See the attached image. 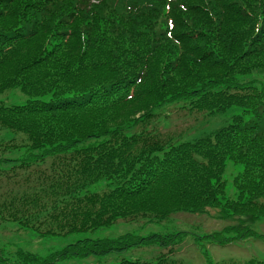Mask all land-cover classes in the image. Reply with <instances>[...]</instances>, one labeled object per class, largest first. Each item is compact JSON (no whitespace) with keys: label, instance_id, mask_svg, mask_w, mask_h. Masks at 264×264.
<instances>
[{"label":"trees","instance_id":"16d2710c","mask_svg":"<svg viewBox=\"0 0 264 264\" xmlns=\"http://www.w3.org/2000/svg\"><path fill=\"white\" fill-rule=\"evenodd\" d=\"M165 3L0 0V94L25 97L0 105V178L22 171L28 185L0 203V218L47 220L40 234L60 238L207 210L236 224L208 235L78 239L45 257L0 246V264H63L139 247L158 257L115 264H177L188 237L213 264L208 244L264 241L253 228L264 220V0ZM179 104L225 124L164 141L162 114ZM17 134L26 142L15 143Z\"/></svg>","mask_w":264,"mask_h":264},{"label":"rangeland","instance_id":"374dc122","mask_svg":"<svg viewBox=\"0 0 264 264\" xmlns=\"http://www.w3.org/2000/svg\"><path fill=\"white\" fill-rule=\"evenodd\" d=\"M251 1L256 2L258 0H248L250 3ZM24 101L25 97L18 91H5L0 94V105L3 106H10L13 104L19 105ZM162 116L165 117L167 123L166 129L161 128L163 129L161 131V136L164 141L169 138L173 140L182 137L185 138L193 131L196 133L201 129L216 128L225 121L223 116L211 118L204 113L198 114L196 112H190L187 106L183 104L167 108ZM25 142L26 139L21 137V134H17L15 143L22 144ZM16 174H18V176L11 179L0 178V203L3 202L8 195H21L22 191L28 186L23 184L26 174L22 173V171H18ZM16 182H18V184H15ZM217 212V210H207L203 215H174L170 220L158 224L146 221L147 216L137 217L133 220H119L109 228L70 236L66 240H53L48 237H42L40 233L46 230L45 226L48 225L47 220H41L40 223L34 221L27 226L19 227L18 224L6 218L7 214H4V218H0V246L3 247L5 253L20 250V252L24 251L43 257L49 250L53 249V246L58 245L61 247L65 245V243H73L78 239L115 238L126 233H142L144 230L164 233L167 229L191 231V233L194 234L208 235L220 231L226 225L236 224V221L233 220L226 222L219 220L216 214ZM193 224H197V227H193ZM253 228L260 235H264V220L256 223ZM186 246L189 245L187 244ZM132 252L133 251L119 256L110 255L105 258L91 257L83 261L87 264H115L121 260H130ZM209 254L211 260L217 263L231 260L241 264L249 259L264 258V243L260 241H249L244 244L238 243L232 247H214L209 251ZM157 257L158 251L155 248H141V250L134 253V259H138L139 262L142 263L154 260ZM114 259L118 261L115 262ZM173 260H175L177 264H204V259L195 246H190L185 250L184 256ZM75 262L80 263L81 261Z\"/></svg>","mask_w":264,"mask_h":264}]
</instances>
